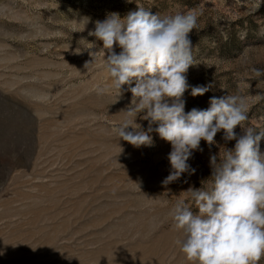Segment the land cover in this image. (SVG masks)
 <instances>
[{
    "label": "rangeland",
    "instance_id": "1",
    "mask_svg": "<svg viewBox=\"0 0 264 264\" xmlns=\"http://www.w3.org/2000/svg\"><path fill=\"white\" fill-rule=\"evenodd\" d=\"M136 4L161 17L199 14L186 113L207 109L212 96L240 95L244 126L264 130V75L252 71L264 70V0H0V264H192L169 212L177 200L198 211L185 191L206 189L210 156L222 159L235 141L222 131L215 145L202 140L188 161L196 171L164 186L171 145L158 125L152 146L118 139L132 94L123 86L116 101L102 42L88 32ZM209 83L204 95H191ZM141 118L135 122L147 129Z\"/></svg>",
    "mask_w": 264,
    "mask_h": 264
},
{
    "label": "clouds",
    "instance_id": "2",
    "mask_svg": "<svg viewBox=\"0 0 264 264\" xmlns=\"http://www.w3.org/2000/svg\"><path fill=\"white\" fill-rule=\"evenodd\" d=\"M150 9L136 4V10L123 18L109 13L88 32L102 42L104 57L107 53L103 59L116 101L123 95V86L132 94L129 106L122 110L129 119L115 133L134 147L152 146V125H158L155 131L171 145L172 171L162 181L164 186L196 171L188 161L194 151H202V140L215 145L221 131L225 142L234 140L232 148L225 147L222 159L210 156L207 188L185 191L198 211L193 212L185 200H177L169 216L182 232L176 244L192 264H259L264 258V151L260 148L264 130L244 126L248 105L240 95L212 96L207 109L185 112L182 97L190 87L186 73L196 64L190 34L199 14L192 9L161 17ZM88 22L86 18L85 25ZM87 44L86 49L97 47L95 41ZM96 52L89 55L93 58ZM252 71L257 77L264 75L262 69ZM213 87V83L191 87V95H204ZM104 91L97 87L98 94ZM140 113L148 121L147 129L135 122ZM238 126L240 134L235 131Z\"/></svg>",
    "mask_w": 264,
    "mask_h": 264
}]
</instances>
